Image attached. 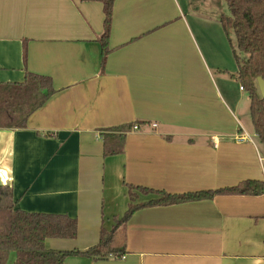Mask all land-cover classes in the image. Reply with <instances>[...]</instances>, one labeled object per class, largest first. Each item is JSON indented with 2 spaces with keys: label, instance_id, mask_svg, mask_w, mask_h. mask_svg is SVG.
<instances>
[{
  "label": "crops",
  "instance_id": "crops-1",
  "mask_svg": "<svg viewBox=\"0 0 264 264\" xmlns=\"http://www.w3.org/2000/svg\"><path fill=\"white\" fill-rule=\"evenodd\" d=\"M114 13L104 65L101 3L0 0V83L30 72L55 89L25 129H0V184L16 209L78 221L76 240L47 239V251L97 246L128 211V186L185 194L264 181L257 136L236 116L235 55L213 40L221 0H116ZM131 124L123 152L105 156L104 137ZM157 198L137 193L135 204ZM126 232L123 259L64 264H264V195L145 207Z\"/></svg>",
  "mask_w": 264,
  "mask_h": 264
},
{
  "label": "trees",
  "instance_id": "trees-1",
  "mask_svg": "<svg viewBox=\"0 0 264 264\" xmlns=\"http://www.w3.org/2000/svg\"><path fill=\"white\" fill-rule=\"evenodd\" d=\"M82 1L103 5L106 31L99 43L103 47L105 65L111 53L110 37L116 0ZM223 1L227 4L230 16H223L221 24L227 35L233 31L236 39L237 50L234 55L239 69L235 79L249 97L251 123L264 158V99L257 84L258 78L264 80V0ZM25 79L22 83H0V129H25L31 115L40 110L55 93L53 80L47 76L26 72ZM133 127L131 124L117 128L114 131L119 135L105 136L104 155L121 154L125 142L124 132ZM128 189L132 202L128 211L123 218L115 219L111 231H101L97 246L85 252H61L47 251L46 240H76L78 221L65 215L31 214L17 210L12 189L0 184V264H64L67 258L78 256L93 260H121L127 252L126 225L138 210L211 200L217 196H262L264 181L246 180L233 187L185 194L135 186H128ZM137 193L158 198L145 204H135ZM12 255H15L14 259H11Z\"/></svg>",
  "mask_w": 264,
  "mask_h": 264
},
{
  "label": "rangeland",
  "instance_id": "rangeland-1",
  "mask_svg": "<svg viewBox=\"0 0 264 264\" xmlns=\"http://www.w3.org/2000/svg\"><path fill=\"white\" fill-rule=\"evenodd\" d=\"M222 2V8H224V13L225 14H222V16L219 18V21L221 22V18L223 16H230V13H229V9L227 7V4L221 0ZM223 32L224 34L222 35ZM230 35H227V32H225V30L223 31H219V33L216 32V30L214 29L213 30V40L216 43V45L218 46V49H219V52L220 54L223 55V53L225 52L223 50L224 47H227L230 49V51H232L231 53L234 54V52L237 50L236 48V39H235V34L233 33V31H230L229 33ZM223 38L225 40L226 43H224ZM230 38V39H229ZM232 42V44H231ZM242 56V55H241ZM242 93V100H241V103H240V106H239V109L238 111H236V116L237 118H239L241 121L244 122L245 126L247 127V129L250 131L251 133V136L254 134V131H253V126H252V123H251V117H250V100H249V97L248 95L244 92H241ZM255 140V139H254ZM15 255H12L11 256V259H14Z\"/></svg>",
  "mask_w": 264,
  "mask_h": 264
},
{
  "label": "water",
  "instance_id": "water-1",
  "mask_svg": "<svg viewBox=\"0 0 264 264\" xmlns=\"http://www.w3.org/2000/svg\"><path fill=\"white\" fill-rule=\"evenodd\" d=\"M258 88L262 98L264 99V80L262 78H258L257 80Z\"/></svg>",
  "mask_w": 264,
  "mask_h": 264
},
{
  "label": "built area",
  "instance_id": "built-area-1",
  "mask_svg": "<svg viewBox=\"0 0 264 264\" xmlns=\"http://www.w3.org/2000/svg\"><path fill=\"white\" fill-rule=\"evenodd\" d=\"M241 89V91H243V88L241 87L240 88ZM153 127L155 128V127H157L156 125H153ZM134 131H137V130H139V128H138V126H134L133 128H132ZM243 138H241V140H242ZM3 181V183H7L8 181L7 180H2Z\"/></svg>",
  "mask_w": 264,
  "mask_h": 264
}]
</instances>
